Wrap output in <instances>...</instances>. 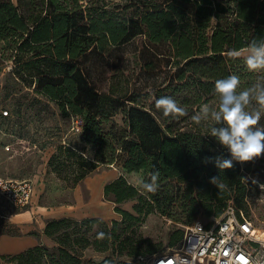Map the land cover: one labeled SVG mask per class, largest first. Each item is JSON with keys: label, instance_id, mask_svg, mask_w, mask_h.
<instances>
[{"label": "trees", "instance_id": "trees-1", "mask_svg": "<svg viewBox=\"0 0 264 264\" xmlns=\"http://www.w3.org/2000/svg\"><path fill=\"white\" fill-rule=\"evenodd\" d=\"M81 1L0 0V42L15 51L14 74L22 82L35 84L38 94L58 102L63 111L86 114L84 130L98 147L92 159L68 146L60 147V153L51 158L52 163L58 161L56 170L62 174L76 165L74 178L64 176L74 187L101 164L121 163L128 172L144 173L145 181L158 170L155 193L144 192L119 176L105 185L104 197L115 206L128 201L148 206L149 211L165 206L160 207L165 214L169 206H180L183 218L177 221L184 225H192L199 214L220 215L234 197L238 203L243 201L244 176L238 162L224 170L216 167L214 159L205 162V158L217 156L230 158L227 149L208 135L210 122L174 129L172 117H164L160 110L131 106L125 111L126 129L111 134L112 140L103 134L104 120L113 115L105 112L106 106L115 110L116 98L91 84L81 59L90 50L105 51L146 37L152 45H167L162 54L177 67V83L172 89H192L194 102L207 103L218 99L214 93L217 79L236 74L245 88L264 76V71H249L241 58L228 56L230 50L243 49L253 38L264 37V0H147L140 17L123 20L94 8L87 13ZM130 101L139 104L136 99ZM214 176L221 178L226 189L221 191L210 183ZM115 211L122 220L114 219L111 231L91 232L103 224L100 217L48 219L43 234L51 244L40 242L2 259L5 264H94L91 259L85 261V252L108 251L111 243H119L117 256L122 257L131 237L123 238L125 230L120 228L138 217L120 207ZM101 232L105 238L98 239ZM183 237L184 232L179 231L172 243ZM135 248L128 257L144 253ZM101 264L129 263L109 257Z\"/></svg>", "mask_w": 264, "mask_h": 264}, {"label": "rangeland", "instance_id": "rangeland-1", "mask_svg": "<svg viewBox=\"0 0 264 264\" xmlns=\"http://www.w3.org/2000/svg\"><path fill=\"white\" fill-rule=\"evenodd\" d=\"M146 1L82 0L81 4L87 13L93 12L88 8H94L98 10L97 12L100 10L102 13L106 12L105 15L108 17L123 20L140 17L146 10ZM166 50L167 45H152L146 37L138 36L119 47H107L105 51L90 50L82 57L81 67L91 84L100 93L110 94L116 98L115 110L106 106L105 111L113 115L102 124L103 134L110 140L111 134L116 135L126 129L127 109L138 106L152 112L157 109L155 100L162 96L174 98L187 109L188 115L171 119L175 122L174 129H192L195 124L191 120L192 115L205 104L215 107L217 99L207 103H196L194 90L185 88L175 92L172 89L177 83L175 80L177 67L172 66L173 59L162 54L167 52ZM13 55L15 51L0 42V173L7 177L32 178L36 182L32 214L34 219L32 221L29 219L23 224L33 223L31 230L42 234L49 214H54L55 218L63 216L86 218L62 213L60 210L62 206H90L91 199L97 197L96 190H100L102 183L114 176H124L129 183L139 187V181L146 178L144 173L128 172L121 163L99 165L75 187L64 179V176L74 178L77 166L73 165L72 170H64L62 174L56 170L58 161L52 163L51 158L60 153V147L68 146L85 158L91 159L98 148L96 144L90 142L88 133L84 130L86 114H75L69 109L63 111L58 102L38 94L35 91V84L19 80L14 74L17 65ZM258 78L260 77L256 79ZM247 81L248 79L245 82ZM135 99L139 104L130 101ZM5 110L9 112L8 115L1 113ZM209 122L211 123L210 120L202 122L201 125L206 126ZM260 124L264 125V118ZM7 146H10V149H7ZM61 157L65 160L64 155ZM238 164L244 176L245 196L240 203L236 197L228 203L232 202L242 216L253 220L264 236V155ZM98 199L99 201L95 202L96 198L93 204L114 206V218L100 217L103 224L95 226L91 232L103 229L111 231L112 221L122 220V215L115 211L116 207L131 212L138 219L127 221L120 228L125 230L123 238L131 237L124 250L125 255L118 257L119 243H111L110 249L105 252L87 250L85 261L91 259L94 264H101L111 257L113 260L120 259L129 264H147L155 255L174 251L182 244V240L172 243L179 231L185 234L188 226L177 221L183 218L180 206H169L167 210L170 214H165L160 210V207L164 209L165 206H154L149 211L148 206H134L133 201L115 206L104 197L100 196ZM136 207L143 212L138 213ZM19 211L15 208L10 209L12 214ZM209 218L199 214L196 220L207 222ZM129 225L130 228H127ZM120 229L117 232H120ZM14 234L23 232L15 231ZM134 248L144 253L134 258L128 257V252H133ZM3 261L5 264L6 261L4 259Z\"/></svg>", "mask_w": 264, "mask_h": 264}, {"label": "clouds", "instance_id": "clouds-1", "mask_svg": "<svg viewBox=\"0 0 264 264\" xmlns=\"http://www.w3.org/2000/svg\"><path fill=\"white\" fill-rule=\"evenodd\" d=\"M228 56L241 58L249 71H264V37L253 38L243 49L230 50ZM214 93L218 98L215 107L203 105L191 120L196 125L210 120L208 135L227 149L230 158L217 156L205 158V162L214 159L216 167L224 170L231 169L233 161L244 163L264 155V125L260 124L264 118V76L245 88H241V79L236 74L217 79ZM155 107L164 117L176 119L188 115L187 109L170 96L156 99ZM221 123L223 127L215 126ZM159 175L156 170L149 174V180H140V189L155 193L159 187ZM210 183L221 191L227 187L218 176L212 177ZM105 235L101 232L97 238L103 239ZM261 249L256 256L247 258L245 264H264V242H261Z\"/></svg>", "mask_w": 264, "mask_h": 264}, {"label": "built area", "instance_id": "built-area-1", "mask_svg": "<svg viewBox=\"0 0 264 264\" xmlns=\"http://www.w3.org/2000/svg\"><path fill=\"white\" fill-rule=\"evenodd\" d=\"M2 113L8 115L6 110ZM34 194L32 178L0 173V204L23 210L32 204ZM260 231L253 220L241 216L230 202L220 215L188 225L176 250L155 255L147 264H245L247 258L262 250L264 236Z\"/></svg>", "mask_w": 264, "mask_h": 264}, {"label": "crops", "instance_id": "crops-1", "mask_svg": "<svg viewBox=\"0 0 264 264\" xmlns=\"http://www.w3.org/2000/svg\"><path fill=\"white\" fill-rule=\"evenodd\" d=\"M117 177L114 176L103 182L100 190H96V198L93 197L90 202V206H62L61 212L66 214H75L77 217H101L106 219L114 218V206H98V204H93V201L98 202L99 197H104V187L107 183L115 180ZM35 182V181H34ZM36 196V182H35V194L33 197L32 204L21 210L19 213L12 214L10 209L13 208L7 204H0V264H4L2 259L3 255L16 254L24 251L30 247H33L40 242L48 243L50 240L45 237V235H36L31 229L33 223L23 224L25 221H32L34 218L32 214L34 213V203ZM95 198V199H94ZM105 199V197H104ZM106 200V199H105ZM108 201V200H106ZM110 202V201H109ZM32 209V210H31ZM40 211V210H39ZM50 211H48L49 213ZM51 213V212H50ZM54 214L47 216V218H55ZM38 220V219H37ZM45 225V224H44ZM25 228V230H24ZM44 228V227H43ZM42 228V229H43ZM23 232V234H14V232Z\"/></svg>", "mask_w": 264, "mask_h": 264}]
</instances>
